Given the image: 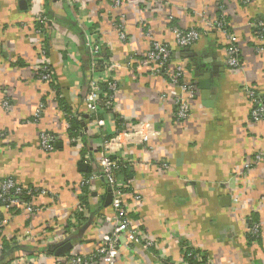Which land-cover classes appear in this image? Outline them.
Here are the masks:
<instances>
[{
  "label": "crops",
  "instance_id": "0c3cea01",
  "mask_svg": "<svg viewBox=\"0 0 264 264\" xmlns=\"http://www.w3.org/2000/svg\"><path fill=\"white\" fill-rule=\"evenodd\" d=\"M115 1L0 0V180L11 178L49 194L32 200L33 214L0 209L6 221L2 240L9 247L0 264H55L45 251L67 240L70 253L87 256L95 250L111 231L103 220L111 208L101 201L108 190L98 160L104 141L119 125L125 129L139 122L142 132H153L147 142L128 143L123 132L120 147L107 152L125 164L115 179L128 189L130 220L154 247L120 248L115 264L179 263L182 241L211 264H264V119H251L249 95L264 96V53L255 52L252 27L256 20L264 22V0H120L117 7ZM218 3L240 53L233 71L226 66L225 42L208 26ZM39 11L51 21L45 42L57 101L80 123L79 138H69L67 116L35 72ZM118 22L125 27V43L117 39ZM172 27L196 28L202 36L187 51L179 50ZM95 33L120 69L114 74L118 90L112 109L102 106L90 118L84 107L89 69L84 44ZM151 41L170 45L172 61L184 65L186 80L197 87L189 117L181 123L174 119L178 89L140 63ZM43 132L55 137L52 153L40 149ZM259 153L261 161L245 169ZM132 194L141 201L133 203ZM81 199L85 210L77 212ZM256 225L258 237L251 233ZM49 235L57 243L46 244Z\"/></svg>",
  "mask_w": 264,
  "mask_h": 264
},
{
  "label": "built area",
  "instance_id": "2783aa9c",
  "mask_svg": "<svg viewBox=\"0 0 264 264\" xmlns=\"http://www.w3.org/2000/svg\"><path fill=\"white\" fill-rule=\"evenodd\" d=\"M59 3H70V0H55ZM57 2V3H58ZM250 0H242L243 4H248ZM120 0L114 2L115 7L119 6ZM70 5V4H69ZM218 13L212 23H209V28L217 31L221 35L226 45V66L232 71L239 68V49L236 45L235 37L230 33L227 23L226 15L224 11V5L218 3ZM35 30L40 35L41 40L37 45V53L39 59L36 64V75L40 83L48 86V91L51 92L49 87L52 81V70L47 55V47L45 42L46 30L51 25V21L47 18L43 12L35 14ZM115 32L117 39L125 43L127 41V33L122 23L115 24ZM253 34L258 45L255 46L256 53H264V22L256 20L252 23ZM171 36L175 47L179 50H185L192 47L202 36L201 31L196 28L181 29L179 27H172ZM86 52L88 55L89 69H88V82H87V96L85 100V111L87 115L95 116L102 106L110 108L113 107L115 100V94L118 90V83L114 78V74L120 69V65L115 64L111 57L107 60L102 58V52L105 45L103 44L100 36L95 33L88 35L85 38ZM101 62L103 68L97 69V63ZM141 64L146 66L148 70L157 76L165 79L169 85L178 89L176 96L173 99L175 112L174 119L177 123L187 120L190 113L192 101L196 98L197 87L195 83L186 80V72L184 65L180 63H174L172 61V50L170 45L159 42L151 41L147 51L141 58ZM127 64L126 67H130ZM106 85V89L101 85ZM253 107L250 113L251 119L254 122H259L264 119V96H259L254 92H249ZM166 96H162L165 99ZM8 103L3 102L2 106L6 108ZM43 110V104H40L35 111L33 117L38 119ZM96 125L103 126V121L96 119ZM144 123L139 122L137 125L125 126L121 132L116 131L115 136L110 140L104 141V147L106 148L99 157V165L101 168L100 176L105 181L106 185L110 189L111 194V214L103 216V220L111 227L109 234L101 237L95 250L87 256L80 255L76 252L70 253L64 257H55V264H115L116 259L120 255V248L141 247L146 250L154 247V243L148 239L144 233L134 226L130 220V209L127 201V192L125 186H121L115 179L116 172L125 169V164L120 158L113 157L107 152L113 145H118V148L122 144L119 135L124 132L128 143H134L137 140L140 143H145L153 134L151 130L142 132V126ZM80 136L82 133L80 132ZM40 149L49 154L54 151L55 137L49 133L43 132L39 135ZM114 149V148H113ZM262 159V154H257L253 159L245 164V169H249L252 165H256ZM163 169L167 168L166 164H162ZM94 177L83 180L82 186H87ZM47 191L36 188H25L19 185L11 178L0 180V209L5 211L19 209L27 214H33L37 211V208L33 206L32 200L37 197H48ZM52 198L53 196L50 195ZM133 203L141 201V197L138 194H132ZM53 200V198H52ZM77 212L85 210V206L77 204ZM6 221L0 216V256L3 253V247L1 244L2 228L5 226ZM259 226L256 225L251 229V233L254 236H258ZM29 234V233H27ZM44 241L46 244H55L58 239L55 236H47ZM192 247V246H191ZM193 248V247H192ZM46 255V254H44ZM198 257V256H196ZM207 264H211L207 261ZM161 264H186L183 260L179 263H166L163 261Z\"/></svg>",
  "mask_w": 264,
  "mask_h": 264
},
{
  "label": "trees",
  "instance_id": "16d2710c",
  "mask_svg": "<svg viewBox=\"0 0 264 264\" xmlns=\"http://www.w3.org/2000/svg\"><path fill=\"white\" fill-rule=\"evenodd\" d=\"M107 49L108 48H105V47L103 48L102 58L104 60H107V59H109L111 57V55L109 54V52H108ZM86 55H87V52H86ZM87 57H88V55H87ZM100 63H101L100 61L97 63V69L98 70H101L103 68V66H101ZM88 67H89V64H88ZM101 86H102V88H105L106 89V85H103L102 84ZM49 87H50L51 91L54 93L55 99L57 101V94L60 93L58 91L57 85H55L53 82H51L50 85H49ZM57 102H58V107H60V109L62 110V112L67 116L68 123H69V126H70L69 129H68V136H69V138L70 139L72 137H78L79 138L80 137V128H81L80 127L81 126L80 123L77 122V121H75V119L72 118V116L69 117L70 116V109L68 107L66 108L64 105L61 107L62 101H60V102L57 101ZM105 110L106 111H109L110 108L106 107ZM117 131L118 132H121L122 131V129L120 128V125H119V127H117ZM82 140H83V138H82ZM83 200L84 199H81L80 201H81V204L85 206V201H83ZM79 216L80 215H78V217ZM255 237H258V236H255ZM2 239L3 238H1V244H2V247H3V250H4L3 253H2V256H3L5 254V249H8L9 247L7 248L6 242L3 241ZM25 249H27V248H25ZM179 249L181 250V258H182L181 260H183L186 264H207L208 263L206 256L202 252L198 251L197 249L192 248L185 241H182L180 243ZM45 252H46V254H51V252L48 251V250L45 251ZM196 256H198V257H196ZM8 259H9V257H6L5 260L2 263H5V262L9 261ZM169 262L170 261H166V263H169Z\"/></svg>",
  "mask_w": 264,
  "mask_h": 264
},
{
  "label": "water",
  "instance_id": "95a60500",
  "mask_svg": "<svg viewBox=\"0 0 264 264\" xmlns=\"http://www.w3.org/2000/svg\"><path fill=\"white\" fill-rule=\"evenodd\" d=\"M55 2V0H53ZM22 6L24 5V2L20 3ZM188 49H185V51H187ZM84 166V165H83ZM101 201H103V206L107 207L110 205L111 202V194H110V189L108 188L107 190V195L101 198ZM47 250L51 252V255H53L54 257H64L70 254L71 250H72V245L69 242V240H67L66 243H62V244H57V245H52L47 247Z\"/></svg>",
  "mask_w": 264,
  "mask_h": 264
}]
</instances>
